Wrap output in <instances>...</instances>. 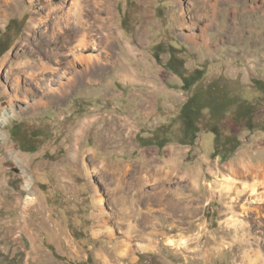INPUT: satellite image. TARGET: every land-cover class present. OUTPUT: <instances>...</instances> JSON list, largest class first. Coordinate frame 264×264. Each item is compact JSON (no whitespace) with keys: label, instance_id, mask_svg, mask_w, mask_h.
I'll use <instances>...</instances> for the list:
<instances>
[{"label":"rangeland","instance_id":"obj_1","mask_svg":"<svg viewBox=\"0 0 264 264\" xmlns=\"http://www.w3.org/2000/svg\"><path fill=\"white\" fill-rule=\"evenodd\" d=\"M71 2L19 0L0 8V47L8 48L0 57V264H240L244 248L224 222L228 196L219 190L240 159L264 165V133L204 120L193 147L159 150L143 141L173 122L188 97L164 68L169 52L184 60L186 73L202 71L199 87L218 77L239 80L247 100L259 103L255 122L264 120V97L251 88L253 79L264 81V0H114L117 36L97 41L100 52L74 47L76 31L63 16ZM79 59L97 60L74 67ZM231 136L240 146L221 159V143ZM92 154L110 169L131 170L117 195L123 206L138 199L135 171L144 176L159 165L170 173L160 185L161 205L152 199L159 189L153 180L143 185L151 201L134 206L130 241L128 220L118 219L122 205L93 177L111 214L107 226L131 245L129 257L118 255L115 239L93 237L94 195L84 167ZM187 171L196 172L194 191L182 177ZM176 199L188 207L172 209ZM146 210L148 220L139 223L136 213ZM241 220L247 230L239 235L255 244L264 219ZM147 232L151 249L139 252Z\"/></svg>","mask_w":264,"mask_h":264},{"label":"bare ground","instance_id":"obj_2","mask_svg":"<svg viewBox=\"0 0 264 264\" xmlns=\"http://www.w3.org/2000/svg\"><path fill=\"white\" fill-rule=\"evenodd\" d=\"M18 1L19 0H0V8H2V6H8L9 4L15 5ZM71 1H72L71 7L66 11V13L63 14V16L65 17L64 19L65 26L67 25V22L72 20L73 23L72 28L75 29L76 31L74 47L84 48L90 46L93 48V50L97 52L102 51L103 46L99 44L97 41H101L103 40V38L115 39L117 36V28L115 25V18L113 13L114 0H71ZM59 9H60V5L50 6L49 13L51 14ZM101 14H104V16L105 15L106 16L101 17L100 16ZM87 15H90V17H87ZM30 24H31L30 29L34 30L33 28L34 20H31ZM56 25L60 27L59 24ZM96 60L97 59L94 60L91 59L85 61L79 59L78 61L77 60H74V62L72 61L71 64L75 67V65L78 63L79 64H86L89 62L94 63L96 62ZM41 66L43 70L48 71L49 73H53V69L52 71L51 70L49 71V68L47 66L45 65H41ZM75 78L77 79L79 78V76ZM60 79H62V77ZM36 84H38V82H36ZM54 94H56V90L49 91V95H54ZM91 157H92L91 167L90 168H88L87 166L84 167H85V174L88 179V183L94 195L93 204L95 206V210L93 212V216H94L93 218L96 222V228L93 230L92 233L93 237L95 236L96 238L100 236L101 233L106 234L109 237V239H115L117 241L118 255L121 257H129L134 253L133 250L131 249V245L126 242L125 238L120 240L116 239L115 230L107 226V221L111 217V214H109L104 208L103 197L100 195L98 189L92 183L93 177L96 176V178L100 181L102 186L107 188L108 192L111 193L110 197L112 196L111 198L112 201H114L119 205H122L121 208L123 210L122 215L118 214V219L120 221L128 220L127 223L128 230L126 231L127 236L125 237L129 240L133 232L131 219L135 218L134 215H132L134 206L142 205V204L146 205L148 202L151 201L150 200L151 196L145 195L146 192H144L142 189L143 185L147 183L149 180L151 181L153 180L154 186H157V188L159 189H156L155 192H153L152 199H154V201H157L161 205L164 198V194L161 193L160 185H163L164 182L167 181V178L169 177L170 173L165 172L164 171L165 169H163V167L159 165H157L152 172L150 171L144 173L146 174L144 176L140 174L142 169L135 171L137 174H139V176L138 177L136 176L137 178H135L137 184L138 199L127 203L126 204L127 206H123L124 203L122 204V201L124 199H122L121 196L119 197L117 195H118V191L122 190L124 184L128 182L127 177L131 170L129 169L128 166H122V169H119L120 167H116L113 170L110 169V167H108L107 164L101 162V160L99 161L95 159V154H92ZM170 162L172 163L171 160ZM97 164H101L100 168L96 166ZM94 166L96 167L94 168ZM175 166L173 167L174 168L173 171L175 170ZM144 168L145 167H143V169ZM227 168H228L227 171L228 173H230L231 176L227 177V181H225L226 184L224 186H221L219 190L221 197L223 195L228 196V200H227L228 203H224V210L226 212H223L222 216H228L224 222H228V224L230 225L231 229L234 232L233 237L235 238V240H238L241 243V245H243L244 249H243V254L240 257V264H264V232L263 234L260 233V238L253 239L255 241V244L248 243L246 238L243 237L244 235L243 233L242 236L239 235V231L247 230L246 224L243 223L241 218L251 217L254 221L260 218L264 219V165L259 163L254 164L251 162L250 159L249 160L247 159V161L240 159V161L236 165L233 164L231 166H228ZM182 174H183L182 177L184 179L189 180L190 190L194 191L196 187V183H195L196 172L187 171V172H183ZM249 177L252 178V180L254 181L258 180V186H256L255 184L256 182L254 181L252 182V184L247 183ZM235 178L239 180H235ZM259 188H261L262 191H259ZM169 203L172 209L188 207L187 201L186 200L184 201V199L183 200L176 199L175 201ZM141 212L136 213V217H137L136 220H138L139 223L148 220V216L150 215V213L147 212V210L143 213ZM120 223L122 224L124 222H120ZM260 224L261 226L263 225L264 227V222ZM140 238H141V243L140 244L136 243L137 244L135 245L136 249L139 252H148L152 246L150 234L147 232L143 236H140ZM169 244L174 245L172 241H170Z\"/></svg>","mask_w":264,"mask_h":264},{"label":"trees","instance_id":"obj_3","mask_svg":"<svg viewBox=\"0 0 264 264\" xmlns=\"http://www.w3.org/2000/svg\"><path fill=\"white\" fill-rule=\"evenodd\" d=\"M7 50L8 48L2 50L0 47V57ZM156 59L160 62L158 55ZM184 63L183 59H178L169 52L164 68L181 81V90L188 93V97L180 107L175 120L155 130L150 139L143 141L144 147L155 146L161 150L172 143L193 147L204 120L208 121L209 125L229 122L232 125H241L249 132L257 130L264 133V120L260 123L255 122L259 103L250 102L245 97L248 87L246 88L237 79L230 80L225 77H218L206 86L199 87L198 83L203 77L202 71L194 70L186 73ZM251 88L257 91L259 96L264 97V81L253 79ZM254 125L260 126L256 128ZM209 132L216 140L218 131L210 127ZM12 137L16 138V135ZM20 144L31 146L27 141ZM239 146L240 142L234 136L225 137L221 143L220 150L223 152L221 159H224L228 153H234ZM24 151L34 153L36 150Z\"/></svg>","mask_w":264,"mask_h":264},{"label":"water","instance_id":"obj_4","mask_svg":"<svg viewBox=\"0 0 264 264\" xmlns=\"http://www.w3.org/2000/svg\"><path fill=\"white\" fill-rule=\"evenodd\" d=\"M55 1H57V0H55Z\"/></svg>","mask_w":264,"mask_h":264}]
</instances>
